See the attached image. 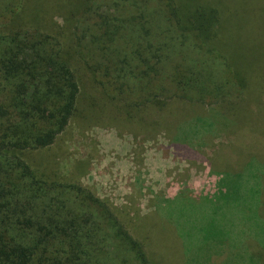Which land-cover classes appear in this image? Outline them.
Segmentation results:
<instances>
[{
	"label": "trees",
	"instance_id": "trees-1",
	"mask_svg": "<svg viewBox=\"0 0 264 264\" xmlns=\"http://www.w3.org/2000/svg\"><path fill=\"white\" fill-rule=\"evenodd\" d=\"M82 84L129 121L148 111L167 120L173 103L207 109L177 129L188 157L197 158L190 136L215 130L255 146L254 135L264 138V0H0V264H156L110 202L31 164L97 105L83 106ZM247 152L254 157L237 172L217 173L212 197L160 206L195 261L193 248L225 255L222 264H264V149ZM179 206L189 218L177 217Z\"/></svg>",
	"mask_w": 264,
	"mask_h": 264
},
{
	"label": "rangeland",
	"instance_id": "rangeland-1",
	"mask_svg": "<svg viewBox=\"0 0 264 264\" xmlns=\"http://www.w3.org/2000/svg\"><path fill=\"white\" fill-rule=\"evenodd\" d=\"M42 6L46 7L43 3ZM51 17L57 25L64 22L58 13L53 12ZM83 85L82 92L87 93L83 106H91V99L97 105L89 116L78 113L48 150L33 153L31 164L61 179L79 181L110 202L133 236L157 257L156 264H191L192 259L194 263L222 264L225 255H209L198 248L192 251L196 261L186 255L183 240L175 227L164 222L160 206H165V201L184 199L191 209L204 198L212 197L218 190L217 173L237 172L254 157L247 151L264 149V138L260 141L254 135L248 145L255 146L241 149L223 130L209 132L204 139L190 136L194 138L190 145L197 158L188 157L189 150H179L177 147L183 145L174 144L177 129L192 116H207V109L192 103H173L167 120L148 111L144 115L146 121H129L110 104L98 101L100 95L91 84ZM255 105L263 106L259 99ZM246 128L250 131L249 126ZM246 128L240 127L244 132ZM244 139L251 140V135ZM178 211L180 206L176 208L177 217ZM182 216L180 220L189 218V210H184ZM193 241L195 245L197 239Z\"/></svg>",
	"mask_w": 264,
	"mask_h": 264
}]
</instances>
